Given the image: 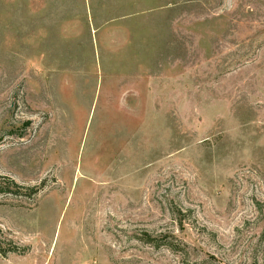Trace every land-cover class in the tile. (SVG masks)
Returning <instances> with one entry per match:
<instances>
[{"label": "rangeland", "instance_id": "obj_1", "mask_svg": "<svg viewBox=\"0 0 264 264\" xmlns=\"http://www.w3.org/2000/svg\"><path fill=\"white\" fill-rule=\"evenodd\" d=\"M0 264H264V0H0Z\"/></svg>", "mask_w": 264, "mask_h": 264}]
</instances>
